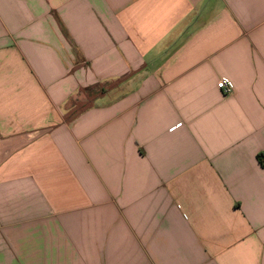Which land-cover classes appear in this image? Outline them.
<instances>
[{
	"label": "crops",
	"instance_id": "1",
	"mask_svg": "<svg viewBox=\"0 0 264 264\" xmlns=\"http://www.w3.org/2000/svg\"><path fill=\"white\" fill-rule=\"evenodd\" d=\"M259 155L264 0H0V264H264Z\"/></svg>",
	"mask_w": 264,
	"mask_h": 264
},
{
	"label": "built area",
	"instance_id": "2",
	"mask_svg": "<svg viewBox=\"0 0 264 264\" xmlns=\"http://www.w3.org/2000/svg\"><path fill=\"white\" fill-rule=\"evenodd\" d=\"M218 88L223 92V94H231L233 91L232 84L227 79H221L218 82Z\"/></svg>",
	"mask_w": 264,
	"mask_h": 264
},
{
	"label": "trees",
	"instance_id": "3",
	"mask_svg": "<svg viewBox=\"0 0 264 264\" xmlns=\"http://www.w3.org/2000/svg\"><path fill=\"white\" fill-rule=\"evenodd\" d=\"M258 159L264 165V156L263 155H259Z\"/></svg>",
	"mask_w": 264,
	"mask_h": 264
}]
</instances>
